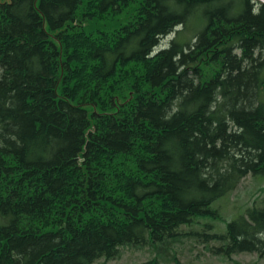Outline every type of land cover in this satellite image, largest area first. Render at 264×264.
<instances>
[{"label": "trees", "instance_id": "16d2710c", "mask_svg": "<svg viewBox=\"0 0 264 264\" xmlns=\"http://www.w3.org/2000/svg\"><path fill=\"white\" fill-rule=\"evenodd\" d=\"M250 175L264 0H0V264H158L193 237L264 260V193L203 224Z\"/></svg>", "mask_w": 264, "mask_h": 264}, {"label": "rangeland", "instance_id": "374dc122", "mask_svg": "<svg viewBox=\"0 0 264 264\" xmlns=\"http://www.w3.org/2000/svg\"><path fill=\"white\" fill-rule=\"evenodd\" d=\"M183 28V26H180L177 30ZM175 36L176 34L166 37L162 41V47L167 46ZM263 193L264 176L250 175L246 177L237 190L214 203L213 208L219 211L221 218L219 220L206 218L203 224L212 225L215 232H223L226 223L243 215L246 208L257 202ZM184 231H188V229L185 228ZM206 246L207 244L203 242L202 238H185L182 242L176 243L165 257H159L158 264H176L173 259L174 256L182 264H233L232 262L213 256L208 252ZM155 256L153 252L147 249L135 250L124 248L121 250V255L118 259L112 261L100 260L95 264H149ZM233 258L241 264H264V260H260L255 254H241Z\"/></svg>", "mask_w": 264, "mask_h": 264}]
</instances>
